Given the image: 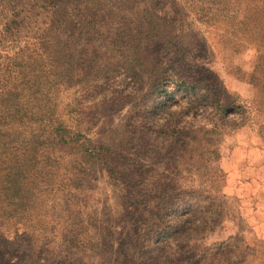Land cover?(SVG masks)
<instances>
[{
	"label": "rangeland",
	"instance_id": "1",
	"mask_svg": "<svg viewBox=\"0 0 264 264\" xmlns=\"http://www.w3.org/2000/svg\"><path fill=\"white\" fill-rule=\"evenodd\" d=\"M98 1L108 21L147 32L145 61L108 82L86 74L95 97L82 133L103 156H86L87 141L58 151L57 180L77 194L42 200L32 220L48 238L7 245L0 263L264 264V0ZM19 10L0 0V36ZM177 72L194 91L166 80Z\"/></svg>",
	"mask_w": 264,
	"mask_h": 264
},
{
	"label": "trees",
	"instance_id": "2",
	"mask_svg": "<svg viewBox=\"0 0 264 264\" xmlns=\"http://www.w3.org/2000/svg\"><path fill=\"white\" fill-rule=\"evenodd\" d=\"M6 1L20 10L0 36V254L7 245L12 251L40 250L48 236L45 230L43 234L34 230L36 207L52 195L78 191L77 182L57 180L63 156L58 151L67 146L77 151L87 141L81 117L95 95L85 84L86 74L99 70L94 81L108 82L115 67L142 66L146 49L140 45L147 35L137 23L108 21L105 14L111 8L98 0ZM22 12L35 19L19 17ZM45 67L56 71L52 78L39 74ZM167 79L185 93L194 91L195 82L179 72ZM58 89L71 91V98L59 102L51 96ZM88 144L86 156H103L92 142ZM9 221L12 235L2 230ZM20 221L28 228L22 233L15 226ZM3 260L0 264H15L11 258Z\"/></svg>",
	"mask_w": 264,
	"mask_h": 264
}]
</instances>
